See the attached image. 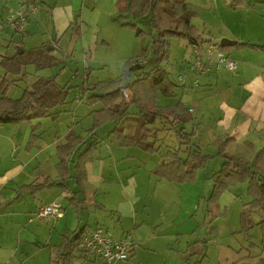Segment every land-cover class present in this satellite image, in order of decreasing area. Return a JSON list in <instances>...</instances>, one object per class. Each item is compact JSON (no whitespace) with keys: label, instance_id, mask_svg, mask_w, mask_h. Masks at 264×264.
I'll use <instances>...</instances> for the list:
<instances>
[{"label":"crops","instance_id":"0c3cea01","mask_svg":"<svg viewBox=\"0 0 264 264\" xmlns=\"http://www.w3.org/2000/svg\"><path fill=\"white\" fill-rule=\"evenodd\" d=\"M28 1L33 5L27 17L26 30L15 40L10 29L12 24L7 22V17L18 7L19 0H0V58L18 54L17 49H21L23 53L24 50L45 46L46 51L58 62L60 55L56 54L62 53V49H56L59 47L58 42L72 31L68 39L70 44L80 38L82 24L92 20L89 14L85 16L84 11L92 13L97 9L95 3L92 8L85 6V0H82L80 5L79 0ZM193 15L192 12V17ZM78 26L80 29L76 31ZM229 35L228 39L235 40L236 43L223 47L225 48L223 51L236 62V67L234 69L216 67L212 62L204 70L193 72L188 66L189 76L184 77V81L180 83L182 86H177L172 96H179V99L162 105L159 99L158 102L163 107L182 102L189 112L190 119L184 123H175L169 115V118L157 121L155 126L160 130L148 133V140L153 142V148L150 150L140 146L123 145L113 132L117 127L124 130L127 136H137L139 132L135 115L117 123L108 121L95 126L93 111L101 108V104L95 103L100 107L94 108V104L88 102L87 96L90 91H87L86 95L80 94L84 95V103L89 108L86 115L92 117V124L87 126L83 133L77 132L73 123V120L78 122L81 116L74 110L70 111L65 103L53 108L44 117L25 122H0V216L6 209L22 204V207H15L16 213L7 218L6 223H11L9 231L6 224L0 226V264L7 263V260L10 263L15 254L13 246L6 242L7 236L13 245L15 241L23 244L42 241L43 246H54L56 248V256L52 259L54 264H106L104 260L96 259L97 256L90 255L79 247H73L69 252L66 250L68 248L62 245L66 234L70 232L74 235L79 232L84 234L96 227L103 228L114 239L126 236L133 241L128 257L118 264H203L205 239L208 236L212 238L218 236L215 230L216 222L219 221L218 214L220 215L222 208L227 210L229 208L227 205H232L237 200V193H242V187L237 189V183L233 184L221 193L217 200L211 201L209 197L213 192L212 176L220 170L222 164L216 171L203 172L201 175L199 171L205 169L212 157L222 158L219 155L221 142L226 141L223 153L246 158L250 163L255 161L264 148V52L236 45L237 42L257 45L264 43L249 42L236 34ZM102 43L106 44L104 41ZM48 46L50 49H47ZM244 49L250 52L244 53ZM189 54L191 60L190 50ZM28 66L30 65L25 67L24 76L9 89L19 86L28 76L26 69ZM31 66L32 79L17 98L37 78L54 77L56 80L51 68L37 69L34 65ZM0 67L2 69L0 75L3 76L4 69L1 65ZM87 75L86 87L89 89L92 87L88 83L90 73L87 72ZM56 82L61 85L57 80ZM200 93L207 94L202 96ZM212 93L214 95H211ZM196 95L198 97L192 101ZM196 108L200 112L199 115L209 116L211 119L204 124L198 117L194 123L203 127L206 131L204 135L210 134L209 143L215 146L213 153L203 152L201 133L199 129L196 130L192 120ZM67 112L71 115L65 122V124L70 122L65 132H62L61 136L56 134L53 139L47 140L43 131L44 125L52 124L59 114ZM133 112L131 111V114ZM129 119L134 121L124 124ZM212 122L217 129L212 130L211 126H207ZM109 123H112L113 127L110 129L106 127L104 134L97 136L96 129ZM188 123L189 131L186 129ZM173 127L182 128L186 134H191L190 147L206 157L203 164L196 169L189 164L183 168L185 172L193 171L192 180H177L186 177V173L176 175L173 172L166 174V177L155 173L159 165L172 161V153L175 150L181 149L178 156L183 163L187 161L184 152L186 146L183 148L180 145L182 139L176 135ZM172 134L178 139L173 146L166 142ZM70 137L79 139V142L65 153V146ZM106 137H113L117 143L112 139L110 145L106 144ZM162 145L165 148L161 147ZM91 147L92 151H87ZM62 155L67 156L68 176L64 177H61L59 172ZM223 161L222 158V163ZM61 179H65L66 189L54 184L41 187L36 193L24 192L20 196L18 194V188L22 185ZM201 180L208 181L209 185L205 187ZM244 182L247 183V193L248 180ZM232 192L235 196H232ZM184 194L189 196V202L179 208L178 203L182 204ZM208 194L210 195L205 198ZM246 195L247 205L251 197ZM62 196L66 202H60ZM54 201L61 204V216L56 220L46 218L44 221L53 225L57 238H53L52 233L47 232L45 225L37 221L32 222L37 220L33 215L39 206ZM208 202L214 205L216 212L212 216V225L208 224L206 229V214L201 215L200 208H203L204 204L207 206ZM173 205H176V208L173 209ZM243 213L248 215L244 227L241 222ZM19 214L21 216H18ZM232 217L230 226L224 233L233 236L234 241H238L235 242V247L242 249L241 253L244 255L238 264H262L264 226L260 222L264 218V213L257 211V208L246 207L237 214L234 213ZM48 220L51 223L46 222ZM254 232L255 239L252 235Z\"/></svg>","mask_w":264,"mask_h":264},{"label":"trees","instance_id":"16d2710c","mask_svg":"<svg viewBox=\"0 0 264 264\" xmlns=\"http://www.w3.org/2000/svg\"><path fill=\"white\" fill-rule=\"evenodd\" d=\"M263 2L264 0H225L226 6L232 9ZM20 5H23L25 9L27 20L29 10L32 9L33 4L28 0H19L15 11ZM115 8L116 17L114 22L121 27L130 28L137 37H144L147 34V31L139 27L138 24L139 20H146L148 32L152 36L150 46L152 48L153 64L146 71L143 69V61L140 57H130L123 62L121 73L117 78L97 82L87 89L85 81L88 75L85 71L82 86H76L75 88H78L76 91L79 94L86 95L87 91L91 92L87 96L90 104H101V108L93 111L95 126L108 121L117 123L135 115L137 131L139 132L137 136H127L124 134V130L117 127L113 129V132L116 133L123 145L140 146L150 150L153 148V142L148 140V133L160 130L155 126L157 121L161 118H169V115L175 123H184L190 119L189 112L182 102L170 107H163L158 102V94L172 97L174 96V89L177 86H182L179 82H174L170 77V73L162 67V63L169 56L170 41L173 37H177L186 40L188 44L199 45L203 40L202 33L191 22V4L184 0H116ZM15 11L10 13L8 17L13 15ZM7 22L12 24L15 29L14 22H10L9 19H7ZM78 29H80L79 26L76 27V31ZM236 45L259 49L264 52V45L238 42ZM220 49L224 50L225 48L220 47ZM56 63L55 57L46 51L45 46L24 50L23 53L14 56H2L0 58V65L4 69V75H0V122H21L44 117L53 108L66 103L69 89L66 85H59L54 77L35 79L17 99H12L6 94L9 87L24 76L27 65H34L37 69H46ZM136 64L140 66L137 67ZM131 107L134 108L132 114L130 112ZM172 129L182 139V144H186L184 152L187 161L186 163L181 161L178 156L181 149L178 148L179 150L172 153V161L159 165L155 169V173L158 176L165 177L166 174H173V172L176 175L186 173V177L177 178V180H192L193 171L185 172L183 168L189 164L190 167L196 169L203 164L206 157L190 147L191 134H186L182 128L175 129L173 127ZM78 142L79 139L70 137L65 146V153ZM225 146L226 141L221 142L219 155L222 156L224 161L220 170L212 176L213 192L209 200H217L219 195L231 185L248 180L247 194L251 197V200L247 207L257 208V211L264 213V148L259 152L255 161L250 163L246 158L223 153ZM87 151H92V147ZM66 158L67 156L63 157L62 155L59 163L61 177L68 176ZM64 180L43 183L31 182L20 186L18 194L20 196L24 192L36 193L41 187L54 184L66 189L67 184ZM247 218V213H243L241 217L243 227ZM260 224L264 226V218ZM81 237L82 232L75 235L70 232L64 236L62 245L64 248H68L66 250L70 252L73 247H79ZM261 263L264 264V262Z\"/></svg>","mask_w":264,"mask_h":264},{"label":"rangeland","instance_id":"374dc122","mask_svg":"<svg viewBox=\"0 0 264 264\" xmlns=\"http://www.w3.org/2000/svg\"><path fill=\"white\" fill-rule=\"evenodd\" d=\"M115 1L116 0H85V6H89L90 8L93 7L94 3L96 4L97 9L94 10V12L88 13L86 10L84 11L85 16L89 14L92 17V20H85L86 22L82 24L81 29L82 36L76 39L74 43L70 44L68 41L69 36L71 33H73V31L70 32L61 42H58L59 47L56 49H62V53L56 54L57 56L60 55L59 61L56 64L50 66V68L54 71L56 80L63 86L67 85L69 89L67 101L65 103L67 108L70 111L74 110V112L78 113V116H81L78 122L73 120L75 126L74 129L79 133L85 132L84 129L92 124V117L87 116L88 114L86 115V112L89 111V108L84 103V95L77 93L76 89L78 88H75L76 86H82L85 78V76H83L85 71L86 73H90L88 81L89 85H93L97 82L107 81L110 78H117L121 73L123 62L130 57H140V59L143 61V69L146 71L149 70L153 64L152 48L150 46L152 36L148 32L146 20H139L138 24L139 27L147 31V34L144 37L135 36L134 31H132L130 28L121 27L116 22H114V18L116 17V9L114 4ZM184 1L191 4V11L194 14L192 17V23L201 30L202 39L205 41L199 43V49L201 53H203L206 45L217 44L222 37L229 38L227 37L230 36L229 34H236V36H241L243 40H248L249 42L264 43V3H255L252 6H243L237 9H232L225 5L224 0ZM78 2L80 5L82 0H79ZM10 29L15 37V40L19 39L21 33L16 32L13 25L10 26ZM102 41L106 42V44H103ZM190 48L191 46L184 39L173 37L170 41L169 56L167 57V60L162 63V67L170 73L171 79L175 82H178L179 76H189L188 63L190 61ZM247 51L248 53L250 52L249 50L244 49V53ZM55 53H57V51ZM63 53L67 54L65 55ZM136 65L137 67L140 66L139 64ZM26 69L27 73L29 74L25 77L22 83L19 84V86L11 87L7 91V94L10 97L17 98V96L21 94L22 89L30 83L32 79L31 74L33 67L30 65ZM1 72L2 69L0 67V73ZM8 78L10 77L8 76ZM186 81L188 82V79ZM86 82L87 80L85 83ZM200 94L203 96L207 93ZM211 95H214V93ZM178 97L170 98L158 94V99L161 105L167 104L174 99L178 100ZM197 97L198 95H196L192 101ZM184 101H186L185 97ZM78 105L80 106L77 108ZM93 107L99 108L100 105L94 104ZM133 109L134 108L131 107L130 112ZM199 113L200 112L198 108L195 109L193 114L191 113L193 115V124L195 125L196 130L198 131L199 129V133H201L200 138L201 143L203 144V152L210 154L215 151L214 144L209 143L211 138L209 136L210 134L204 135L206 131L203 130L201 125L196 126L194 121H196V118L199 117L205 124L208 119H211L209 116L204 117L199 115ZM70 115L71 114L69 112L61 113L52 124L44 125L43 131L44 135H46L45 138L47 140H49L48 138L53 139L56 134L61 136L62 132H65L66 126L70 124V122L65 124L67 118ZM87 117L88 119H86ZM133 121L134 120L129 119L126 120L124 124L127 122L132 123ZM189 124L190 123L186 125V129L188 131L189 129L187 127ZM103 126H99L96 129L97 136L101 135L102 133L104 134L106 127L110 129L113 127V124L109 123L105 127ZM207 126H211L212 130L217 129L214 127V122H212V124L209 123ZM162 131L165 132V130ZM112 139L115 143H117L113 137H106V144L110 145V141H112ZM176 139L177 137H174L172 134L168 139H166V142L173 146L176 144ZM180 145H182L183 148L186 146V144ZM161 147L165 148L163 145ZM221 164V157H212L207 162L205 169L199 171V175H201L203 172L208 173L211 170L216 171L218 168H220ZM200 182H204V180H201ZM204 183L205 187L209 185L208 181H205ZM246 184V182L237 183L238 186L236 187L237 189L242 187V193H237V200L232 205H227L229 207L227 210L222 208L220 215L218 214L217 221H219L216 222L217 227L215 228L218 236H216V238L208 236L205 239V260L203 264H238V261H241V258L244 254L241 253V247H235V242L238 241H234L233 236L225 234L224 230L229 228L233 214H237V212L242 211L247 207L246 202L248 198L246 195ZM229 193L230 192H228V194ZM209 195L210 194L206 195L205 198H207ZM232 196H235V193H233ZM170 198H172V196ZM59 200L60 202H66L63 196L60 197ZM186 202H189V196L184 194L183 202L182 204L178 203V207L181 208ZM15 207H22V204H18L17 206L6 209L5 212L0 216V226L6 224L8 231L11 223H6L7 218H9L10 215L12 216V213H16L17 209ZM174 208H176V205H173V209ZM215 212L216 209L214 208V205L209 202L207 203V206L204 204L203 208H200V214H206V229H208V224L212 225V216L215 214ZM18 216L21 215L19 214ZM44 220H33L32 222H40L41 224L45 225L47 232L49 231L52 233L53 238H57L58 235L54 232L53 225L45 223ZM201 221L202 220L200 219V222ZM46 222L51 223L50 220ZM254 234L255 232L252 233L253 238L255 239ZM6 242L9 243L10 246H13L15 254L12 256L10 263L7 260V263L3 264H54V261H52V259L56 256V248L54 246H43L44 243L42 241H40V243L36 242L33 244H23L21 242L16 243L15 241L13 245L9 236L6 237ZM53 243H56V241H53ZM96 259H100V261H102L100 257H96Z\"/></svg>","mask_w":264,"mask_h":264},{"label":"built area","instance_id":"2783aa9c","mask_svg":"<svg viewBox=\"0 0 264 264\" xmlns=\"http://www.w3.org/2000/svg\"><path fill=\"white\" fill-rule=\"evenodd\" d=\"M23 5L11 15L7 17L10 22H14L16 32L22 33L26 30V17ZM191 59L188 63L189 69L193 72L202 71L210 63H214L216 67L224 66L228 69H234L236 62L229 58L217 44L206 45L203 53L200 52L198 44H191ZM215 56V58H214ZM184 77L179 76L178 82L182 83ZM34 218L44 220L46 218L58 219L61 216V204L57 201L51 204L41 205L34 212ZM133 246V241L129 237L114 239L107 231L101 227H96L84 234L80 239L79 247L82 251L100 257L106 264H118L125 260Z\"/></svg>","mask_w":264,"mask_h":264},{"label":"water","instance_id":"95a60500","mask_svg":"<svg viewBox=\"0 0 264 264\" xmlns=\"http://www.w3.org/2000/svg\"><path fill=\"white\" fill-rule=\"evenodd\" d=\"M235 43H236L235 40H231V39H228V38L223 37V38H221V39L219 40L218 46H219V47H225V46L233 45V44H235ZM47 49H50V47L48 46ZM17 50H18V51H17L18 54H20V53L22 52L21 49H17Z\"/></svg>","mask_w":264,"mask_h":264}]
</instances>
